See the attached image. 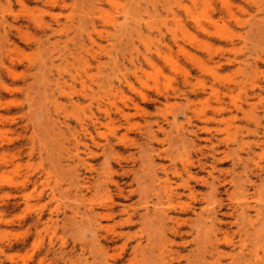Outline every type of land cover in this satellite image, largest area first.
Wrapping results in <instances>:
<instances>
[{"label": "rangeland", "instance_id": "1", "mask_svg": "<svg viewBox=\"0 0 264 264\" xmlns=\"http://www.w3.org/2000/svg\"><path fill=\"white\" fill-rule=\"evenodd\" d=\"M22 1L23 4L19 0H0V173L6 172L0 176V181L19 182L25 176L31 181L24 190L25 200L15 190H10L8 199H0V264H151L160 253L168 261L173 239L168 230L160 234L162 230L154 231L153 225L147 222L139 221L123 228L114 221L104 220L102 224L109 228L98 229L92 235L87 226L79 223L81 214L91 207L105 214L108 212L106 204L111 201L126 205L135 203L142 208L137 195L119 199L114 183L125 192L136 188L131 175H121L122 167L136 164L137 169L139 149L145 142L141 134L149 124L154 130L155 123L164 127V133L158 132V139L151 144L161 153L159 157L154 156L157 165L168 167V155L174 159V155L182 152L188 157L192 171H197L198 157L212 159L194 152L190 143L193 140L203 147L204 138L211 137L210 134H217L218 139L224 141L217 147L216 156L222 158L225 152H230L227 160L217 164V169L224 173L232 170L233 164L236 173H242L243 161L249 156L258 160L257 154L264 153V147L234 146L233 140L241 136L252 140L248 135L251 126L242 114L238 115V120L229 121L232 127L227 134L220 132L225 127L222 123H202L194 116L189 123L182 115L185 109L183 94H192L194 89L205 87L209 93L212 87L222 89L237 82L250 93L254 84H264V62L260 60L264 58V0H113L114 5L107 0ZM62 1L64 7H61ZM91 22L95 23V29ZM173 33L182 49L172 40ZM82 42L90 51L80 54L82 60L76 57L70 62L72 64L62 65L76 76L73 81L66 79L63 94L55 93L52 97L54 93L45 89L50 76L51 79L56 76V68L43 71L44 76L33 83L27 72L30 64L46 61L49 68L50 61L59 63L61 54L77 55L81 51H77V47ZM145 54L151 56L153 65L143 60ZM255 61L259 67L252 70L250 65ZM185 75H188V83L184 81ZM105 79L119 86L114 101L129 112V121L115 114L112 108L114 120L111 123L102 118L103 125L92 132V141L82 137V143L100 154L89 158L86 155L89 151L82 144L74 146V137L81 138L83 134L79 121L89 126L88 118L94 114L100 116L96 103L90 104L91 100L83 94ZM28 84H32L35 94L39 86L42 94L37 97L47 96L44 112L53 117L54 123L48 124L47 117L42 114L39 127L38 119L25 115ZM162 94L169 95V100ZM206 94L198 111L210 114L218 105L213 97L206 100ZM143 95L148 99L143 100ZM244 96L236 90L224 103L243 101ZM16 104L23 110L16 108ZM134 104H139L143 111H136ZM241 118L245 121H240ZM194 125L203 127L197 132L198 137L188 133ZM182 133L186 134V140L179 139ZM108 140L115 151L104 164L101 151L94 143L102 146ZM225 140L229 141L228 145ZM250 149L255 151L254 155H248ZM132 153L135 162L130 156ZM79 158L84 160L78 161ZM4 161L13 162V165L1 169ZM246 162L253 168L251 162ZM176 163L181 168L180 162ZM236 173L225 175L230 179ZM169 176L174 179L171 173ZM252 180L255 183L249 188L247 199L259 206L264 195H259L258 191L263 187L264 194V179L263 182L258 177ZM191 185L195 200L184 190L179 202L198 211L205 206L203 199L210 190L202 185ZM226 189L238 204L237 199L243 195L230 185L219 188L217 199H221L224 206L232 202ZM213 205L219 210L217 203ZM220 211L227 209L224 207ZM238 227L224 228H228L236 249L230 250L221 244L220 250L239 251L242 238ZM233 231L236 232L232 235ZM119 232L126 236L117 238L112 244L106 243V238ZM148 236L154 238L152 243ZM263 247L260 256L264 260ZM119 253L122 259L117 260ZM185 254L184 250L182 255ZM231 261L230 256H220L221 264ZM179 264L189 262L183 259Z\"/></svg>", "mask_w": 264, "mask_h": 264}, {"label": "bare ground", "instance_id": "2", "mask_svg": "<svg viewBox=\"0 0 264 264\" xmlns=\"http://www.w3.org/2000/svg\"><path fill=\"white\" fill-rule=\"evenodd\" d=\"M109 4H116L113 0H107ZM21 4H23L22 0H19ZM64 7L65 4L62 1ZM224 6L228 10V4L225 1ZM98 11L101 12L99 9ZM127 15V14H126ZM131 17V16H128ZM198 24V22H197ZM200 26V24H199ZM92 29H95V23L91 22ZM90 35V33H87ZM91 41V38L88 37ZM172 40L179 49L182 47L178 44L176 40V34L173 33ZM48 41V39H47ZM87 45L84 42L80 43L77 47V55L69 52V55L61 54L58 56L59 63L55 64L53 61H50V66L47 68V62H36L35 64H30L27 67V72L30 73V77L34 82H39L40 77L44 76V72L47 69L56 68L57 74L53 75L52 79L47 81V87H45L46 91L50 90V92L54 93L52 97L55 96V93L59 95L63 94L65 90V86L67 85V78L70 80H75V75H72L70 72V68L67 66H62L64 64H72L71 61H75L76 57L79 60H82L80 56L83 51L89 52L90 49H87ZM159 53L158 50H156ZM160 54V53H159ZM158 54V55H159ZM143 60L146 63L153 65L151 60V56L145 54L143 56ZM264 62V58L260 59ZM259 64L255 61L250 65L252 70H257ZM184 81L188 83V75H185ZM27 90L26 98H27V114L30 118L38 119L37 125L40 127V118L42 114H44L47 119L45 120L48 124H52L55 122L53 117L45 114V104L44 101L47 100V96L37 97L42 94L39 86L33 91L32 84H28L25 88ZM245 87L241 86L240 83L234 82L224 86L222 89L211 88L210 92L205 91V87H201L200 89H194L192 94L186 95L183 94L185 100V109L182 112V115L186 118V120L190 123L192 116L197 117L202 123L207 122H216L221 125H225L223 129H220V132L229 133L232 124L229 121L238 120V115L242 114L245 117L246 122L251 129H249L248 135L252 137L251 141L245 140L242 136L239 140H233L236 142L234 146H254L257 149H263L264 147V84H254L250 93H247L244 90ZM119 86L114 85L111 81L104 80L102 82L97 83L93 87H89L87 94H83L84 97H87L90 101V104L96 103V108L100 116L92 115L88 120L91 122L89 126L84 124L82 121H79V125L81 126V132H83L81 138L74 137V146H78L82 144L86 149H88V153L86 154L89 158L91 156L98 157L100 154L93 150L89 149L85 143H82V137L89 138L90 141L93 140L92 132L98 129L99 125H103L101 122L102 118H105L111 123L114 119L111 118L112 108L115 109V114L119 115L126 121H129V112L118 105H116L114 99L118 94ZM238 90L241 95L242 92L245 95L243 101H233L231 104L224 103L225 98H230L234 91ZM43 93L45 90L43 88ZM207 93V94H206ZM175 94V93H174ZM208 95L206 100L209 98H215V101L218 105L210 114L208 113H200L198 111V106L202 103L203 95ZM165 99L168 98L169 95H163ZM34 97V98H32ZM43 97V98H42ZM143 100H147L148 98L143 95ZM29 100L31 102H29ZM21 104V103H20ZM20 104H16V108H21ZM134 109L136 111H143V108L139 104H134ZM191 114V116H189ZM226 115H229L226 117ZM2 117L0 116V119ZM241 118V120H244ZM174 123L176 119L173 120ZM156 129L154 130L153 125L149 124L147 126V130L145 133L141 134L144 136L145 142L144 146H140L139 149V160L137 169H135V165L129 168L122 167L121 175L128 177L131 175L132 181L136 183V188L131 189L129 191H124L123 188L119 186L118 183H114L116 188V193L119 199H130L134 195L139 197L138 201L142 203V208H138L135 203L130 204H119L111 201L109 205L106 204V210L108 211L105 214L97 213L92 207L86 208L85 212L81 214V220L79 223L81 225H85L89 228V232L92 235H95L96 231L102 229H108L109 226L103 225L102 222L104 220L114 221L115 224L119 227H130L135 224L140 223H150L152 224L154 231L156 229L162 230L160 234H165V231L168 230V235H170L172 239V247L168 250V261L165 260L163 253L158 254V259L151 260V264H173L174 261L177 264L180 263V260L185 259L189 262V264H221L220 256L227 255L231 257V262L229 264H264L263 257L260 256V250L264 245V198L261 200L262 204L256 203L253 205L248 201L247 195L249 194V188L254 186L253 177L260 178L261 182H263L262 175H264V165L262 164L264 153L257 154L258 160L253 159V157L246 159L241 164L242 173H236V166L233 164L232 170H226V173L232 172L236 173V176H232L230 179L225 175L222 170L217 169V164L223 162L225 159L227 160L230 156V152L224 153L222 158L216 156L217 155V147L221 146L224 141L218 139V135H212L211 137H205L204 142L205 145L199 146L195 141H191L189 147L200 156H209L212 161H208V158L203 160L201 157L197 158L196 168L197 171H192L190 165H188V157H184L182 152L179 155H174V159L172 155L168 159L170 161V165L167 167L165 165H157L154 161V156L161 155L158 149L152 146V141H156L158 139V132L164 133V127L158 123H155ZM91 127L92 129H90ZM193 130H189L188 133L197 136V132L199 130H203V127L194 125ZM235 128H238L236 125ZM186 134L182 133L181 136L179 134V139L181 141L186 140ZM226 145H228L229 141L225 140ZM95 147L101 151V156L104 158V164L107 162L106 159L111 155H114L115 146L110 143V141H106L102 146L99 143H94ZM233 146V145H231ZM229 147V146H227ZM255 151L250 149L248 155H254ZM133 157V162L136 161L134 154L130 155ZM255 157V156H254ZM117 161L120 160L119 157H115ZM78 161H83L84 159H77ZM241 162V159H238ZM177 161L180 162L181 168L177 167ZM249 161L253 164V168L247 165ZM4 161L1 164V169H7L8 166L13 165V162ZM215 172L218 175H215ZM6 172L0 173V176L4 175ZM169 173L174 177L172 179L169 176ZM202 173H205L203 175ZM221 174H223V178H221ZM31 181L30 177L25 176L23 180L19 182H13L12 180H3L0 181V199H8L10 197V190L19 191L20 197L22 200L27 197L25 194V189L27 184ZM79 182V180H77ZM2 182V184H1ZM112 182V181H110ZM239 182V185L237 184ZM191 183L195 185L205 186L210 190L208 195L203 199L205 206L200 210H195L193 207H189L188 205H181L179 202L183 191L187 190L189 192V198L195 200V195L193 194ZM36 184V180L33 182ZM225 185H230L233 187L234 191L239 190V193L243 195L241 198H238L235 201L238 204H235L233 201V195L229 192V189H226V194L232 199L231 203L223 205L221 199H217L218 194L220 193L219 188L224 187ZM89 188H87L88 190ZM7 191V192H4ZM239 194V195H240ZM259 195L263 194V187L258 191ZM254 196V195H251ZM144 199V200H143ZM218 204V209H215L213 203ZM174 203H176L174 205ZM102 206H104L102 204ZM226 208L227 211L221 212V208ZM142 212H138L141 210ZM251 211H254V214H251ZM77 214V211L74 212ZM190 215V216H188ZM192 215V216H191ZM221 216L225 219H220L218 216ZM122 216V217H121ZM121 217L118 221L116 219ZM74 218V217H73ZM72 218V219H73ZM229 219V220H227ZM137 220V221H136ZM232 226H240L238 227V233L242 238L239 251L235 253H226L224 250H220L221 244H225L232 250L236 246L232 243L230 237V233L227 230ZM228 227L227 229H224ZM112 228V227H111ZM110 228V229H111ZM237 231V230H236ZM236 231L232 232V235L235 234ZM122 236H126L123 233H114L111 238H106L107 244H112L116 242L117 238ZM221 236V237H220ZM189 240H188V239ZM148 241L150 243L153 242L154 238L148 236ZM180 241H176V240ZM140 246V244H138ZM138 247V246H137ZM136 248V247H134ZM264 248V247H263ZM187 251V254L182 255L183 251ZM234 250V249H233ZM117 260L122 259V253H119L117 256Z\"/></svg>", "mask_w": 264, "mask_h": 264}]
</instances>
